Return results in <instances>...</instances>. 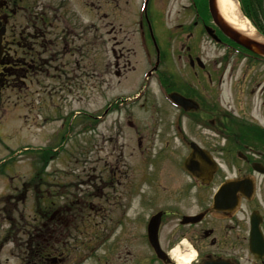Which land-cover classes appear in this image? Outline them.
<instances>
[{"label":"flooded vegetation","instance_id":"obj_1","mask_svg":"<svg viewBox=\"0 0 264 264\" xmlns=\"http://www.w3.org/2000/svg\"><path fill=\"white\" fill-rule=\"evenodd\" d=\"M165 4L166 0H0V100L6 89L19 83L25 88H29L28 83H38L40 73L48 76L51 72L54 78L53 72L86 67L81 57L85 52L87 10L95 14L96 22L90 23L96 29L102 30L106 23L112 25L107 34L113 40L110 55L115 76L130 70L133 49L125 47V41L136 37L145 68L135 83L136 91L117 98L126 103L142 99L139 105L148 120L161 124L168 120L169 129L159 130L163 132L157 135L161 137L159 145H142V136L137 137V145L128 151V156L137 159L127 167L129 176L117 174L120 165L115 160L106 162L113 174L110 178L89 173L98 180L95 191L89 174L86 176V192L78 208L83 225L86 210L97 207L95 217L102 216L106 213L104 201L110 202V209L116 214L112 246L126 248L124 255L115 249L119 264H178L172 253L176 248L179 254L192 255L189 264L218 260L264 264V58L226 40L212 23L207 0H187V4L180 5L171 27L189 24V39L192 28L200 23L203 32L221 49L207 59L185 42L178 51L166 48L165 42L162 48L158 40H167L168 29L156 25L158 19L153 11L166 22L169 12L164 16ZM108 5L112 16L106 12ZM188 7L191 19L187 21L184 11ZM251 13L258 33L264 36V0ZM182 36L176 32L172 40ZM151 40L154 45L149 48ZM70 60L75 65L71 66ZM123 79L124 83L130 82L129 74ZM112 103L95 116L107 115ZM161 110L170 118L158 115ZM128 112L120 113L121 121L124 117L135 128ZM121 121L117 118L115 126ZM11 133L9 141L17 142ZM175 140L177 144H170ZM17 152L13 150L4 161L10 166L15 164L13 156ZM188 155L189 170L184 167ZM136 165L151 172L146 174L143 170L136 175V170L141 173ZM14 174H6V178L14 179ZM100 185L111 189V193L102 192ZM25 195L7 197L6 206L16 208ZM91 199L98 200L95 204ZM53 212L49 218L52 226L56 218L68 223L65 212ZM153 215L158 220V244L168 256L164 260L155 256L148 238V223ZM136 217L139 218L135 220ZM140 218L138 234L136 225ZM127 223L131 224L129 228ZM101 238L96 236L89 243L93 242L97 249L104 240ZM57 243L52 235L47 243V264L61 261ZM42 244L33 240L18 242L20 254L14 264H33V258L27 255H36ZM4 245L5 242L0 243V253L4 252ZM137 246L147 251L135 250ZM8 262V257H0V264Z\"/></svg>","mask_w":264,"mask_h":264},{"label":"rangeland","instance_id":"obj_2","mask_svg":"<svg viewBox=\"0 0 264 264\" xmlns=\"http://www.w3.org/2000/svg\"><path fill=\"white\" fill-rule=\"evenodd\" d=\"M182 4H187V0H166L164 16L165 13L167 16L166 11L169 12L166 22H162L158 13L153 11V14L158 19L156 25L168 29L167 33L169 36L167 40H158L160 46L162 48L165 47V42L167 45L166 48H175V50L178 51L181 44L185 42L186 44H190L192 49L198 52L201 58L208 59L213 57L215 51L221 49V47L213 43L203 32L200 23L192 28L193 34L189 39L188 35L191 31L189 24L171 27L172 24H174L172 21L173 18H178L179 13L177 10L180 9L179 6ZM136 5L137 2L134 6ZM188 9L189 7L184 11L187 12V21L191 19V11ZM103 10L106 11L105 9ZM107 10L106 12L110 13V16H112L110 5H108ZM135 10L136 9L132 10V16L135 15ZM160 16L162 15L160 14ZM84 17L85 21H87V27L84 39L85 52L81 60L83 59L86 61L85 68L81 66V68H83L82 70H76V68H74L75 66H73L75 65L73 63V58V60H70V65L73 66L72 68L74 69L70 68L63 72H53L62 76L63 81L49 80L50 77L44 79L45 76H42L40 73L37 77V81L39 80L38 83H28L29 88H25L24 85L18 82V86L13 89L8 88L2 94V101L9 102L6 106L0 108V141L8 147L15 145V142H10L8 139L10 133L7 131H12V133L18 137L17 145L28 146L29 149L22 150V152L13 156V160L17 159L19 161L16 166L19 177L11 181L13 188L17 191L9 190L10 180H5L3 176H0V243L6 241L4 232L9 226L6 215L8 214V208L11 206H6L8 203L6 198L9 195H17L21 189V181H27L32 176L31 170L34 169L35 171L37 167H40L42 164L40 160L41 151L38 153L36 147H42L47 143L50 146L60 145L61 148L59 147V149L56 150L55 159L53 163H51V168L48 170L52 173H57V171H63L64 173L68 172V174L71 173L70 176L65 177L63 180L71 182L68 189L70 198H73L72 200H81L86 192L84 181L90 172H95L96 175L101 174L103 177L110 178L113 174L109 171V166L106 162L115 160L119 161L120 165L117 174H120L122 177H126V175L129 176L127 167L130 166L129 163L131 161H136L137 159H134V157L132 158V155L128 156V154L132 147L137 145V137L140 135L142 136V145H159L161 137L159 136V138L157 135L163 134V132L159 130L169 129L168 120L164 124H161L160 121L152 123L148 120L145 110L139 105L142 99L137 102L130 101L128 103H126V101L121 102L118 98L115 99L117 95L126 96L135 91V83L139 81L141 73L145 68V64L144 66L142 65L143 60L140 56L136 37H133V39H126L125 41V47L133 49V52L130 53L129 56L131 60V68L129 69L133 72L129 70L121 76H115L112 56L110 55V48L113 45V40L111 36L107 34L112 25L106 23L102 26V30L96 29L95 25L93 26L89 23L96 22L95 14L87 10ZM205 21L208 23V19H205ZM176 32L182 33L183 36L176 40H172ZM120 38H124V35H120ZM153 45V41H149L148 47L152 48ZM182 48L186 49V46ZM126 74H129L130 82L128 83H124L123 79ZM49 75H52L51 72ZM110 100L117 101L113 102L111 105L113 113L106 118L104 124H99L97 127H92L90 129V131H95L96 136L93 137L92 143H88L87 147H85V145L80 142V139L83 138L80 131L82 130L83 124H81V122L85 117L84 115L90 112L92 113V110L100 106L105 107V104L111 102ZM14 102H16L15 105L13 104ZM121 103L123 104L121 105ZM104 107H102V109ZM125 110L132 114L135 128L130 127L125 122L124 117H122V121L121 118L119 119L121 123H118V127L115 126L114 121L118 113H123ZM166 111L168 112V110ZM96 113H98V111H96ZM158 115L166 117V119L169 117L165 114L164 110H161ZM68 130H70L69 133ZM87 133L91 134V136L95 135L94 132ZM169 133H171L170 130ZM108 139L109 141H107ZM170 144H177V142L176 140L175 142L170 141ZM124 146L126 147L125 149ZM123 150L124 152L122 153ZM36 154H39V162ZM4 157L5 149L0 144V159ZM115 157H117V159H115ZM9 164L3 166V172L5 174L12 171ZM1 166L2 165H0V171ZM136 166L139 167V171H141L140 173L136 170V175H141L143 170L146 174L151 172V170L141 167L143 165ZM93 169L95 170L92 171ZM95 174H89V177L92 179L90 185L92 184L93 191H95V185H97L95 183L98 182ZM133 175L134 174H131L130 176ZM51 179V181L54 180L53 175ZM73 181L74 183H72ZM74 184L77 185L74 186ZM39 188L44 191L46 186L42 187L41 185ZM100 188H102V192L111 193V189L107 187L100 185ZM26 191L28 192V198L26 196L23 202L19 204L18 211L14 214L16 218L19 217L21 212L28 218L32 216L33 206L31 202L33 203V200L31 197L33 198V194L29 190ZM97 200L98 199H91L90 201L96 204ZM80 202H77L75 205L76 208H74L78 215H73V217H71L73 219V225L79 227L78 232L75 234L72 233L70 236L71 239L65 241L66 239L61 236L63 230L57 227L58 234H55V238L61 242L65 241L68 251V253H65V261H62L61 264H119L117 255L121 250L122 255H124L126 248L124 245H120V248H116L115 244L112 246L113 235L111 237V234H113V229L116 227L115 225L113 226V218L116 214L111 211L110 202L104 201L106 213H102V216L101 214H97L98 217H95L97 207L86 210L87 214L84 219L85 225H83L81 221V210L77 208V206L81 205ZM137 218L139 217H136L135 220H137ZM140 220L141 218L137 222L138 226L136 225L138 234H140L141 231L139 228L141 226ZM127 221L129 222L131 220L128 219ZM131 224H133V222ZM131 224L127 223V227L129 228ZM68 226H72V220ZM96 236L99 238H104L106 236V238H104V240L101 238V240H103L102 244L100 246L98 245L97 249H91L93 242H89L94 240ZM137 248L138 246L135 250L147 251L146 248ZM11 249L13 250L11 242H5L4 252L0 253L2 259L6 257L9 258L7 264H14L17 259L13 253L9 252ZM115 249H119V253H117ZM2 262L4 261L2 260Z\"/></svg>","mask_w":264,"mask_h":264},{"label":"trees","instance_id":"obj_3","mask_svg":"<svg viewBox=\"0 0 264 264\" xmlns=\"http://www.w3.org/2000/svg\"><path fill=\"white\" fill-rule=\"evenodd\" d=\"M262 0H240L242 9L245 11V13L253 20L255 21L254 17H251L250 13L255 10L257 3H261ZM50 159L49 156L45 157V162ZM44 174H43V169L38 170L35 175H34V181H37L36 184H42L45 183L44 181L42 182V178H43ZM44 178H47V175L44 176ZM36 193H39L40 197H42V199L37 200L36 201V214H37V218H34L31 220L32 224H30L32 231L31 232H27V231H22V234H26L27 236H31L32 234H36V236H33V240L38 241V242H43V243H48L51 239V226H50V222L48 220V212H49V208H50V198L48 195H45L48 193V191H42V190H38ZM13 224H15L14 222H12V226L10 229H8L7 234L11 235L12 233L15 234V236L17 234H19V230H17L15 227H13ZM26 229V228H25ZM57 234H58V230H57ZM70 235V233L68 232L66 235V238H68ZM37 239V240H36ZM44 247V248H43ZM46 244L44 246L39 247L38 253L35 254H28L27 256L29 258H33L34 262L33 264H47V260H46ZM61 250V248L59 249ZM66 252L67 249H65Z\"/></svg>","mask_w":264,"mask_h":264},{"label":"water","instance_id":"obj_4","mask_svg":"<svg viewBox=\"0 0 264 264\" xmlns=\"http://www.w3.org/2000/svg\"><path fill=\"white\" fill-rule=\"evenodd\" d=\"M208 7H209V12L213 18V21L216 23V25L221 29V31L228 36L231 40L234 42L242 45L243 47L250 49L251 51L264 56V41L257 39L255 37L249 36L244 34L243 32H240L236 30L226 19L222 16L220 13L218 6H217V1L216 0H208ZM190 162L191 159L190 157L186 159L185 161V166L189 170L190 168ZM156 217L153 218V225L154 228L153 230L150 228L149 231V239L151 242V245L156 252V254L159 257H164L162 254L157 240H156ZM205 264H230L227 261L224 260H218V261H210Z\"/></svg>","mask_w":264,"mask_h":264},{"label":"bare ground","instance_id":"obj_5","mask_svg":"<svg viewBox=\"0 0 264 264\" xmlns=\"http://www.w3.org/2000/svg\"><path fill=\"white\" fill-rule=\"evenodd\" d=\"M217 6L222 16L238 31L246 35L256 34L254 27L242 14L237 0H216ZM178 251L176 248L173 252ZM179 264H189L192 259L191 254H175Z\"/></svg>","mask_w":264,"mask_h":264}]
</instances>
